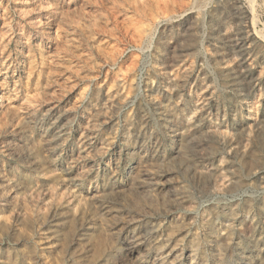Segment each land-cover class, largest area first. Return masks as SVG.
<instances>
[{
  "label": "rangeland",
  "instance_id": "374dc122",
  "mask_svg": "<svg viewBox=\"0 0 264 264\" xmlns=\"http://www.w3.org/2000/svg\"><path fill=\"white\" fill-rule=\"evenodd\" d=\"M0 264H264V0H0Z\"/></svg>",
  "mask_w": 264,
  "mask_h": 264
}]
</instances>
